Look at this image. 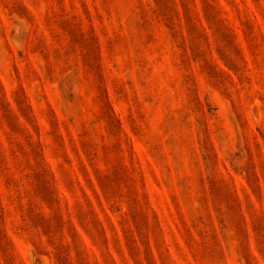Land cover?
<instances>
[{"label":"rangeland","instance_id":"374dc122","mask_svg":"<svg viewBox=\"0 0 264 264\" xmlns=\"http://www.w3.org/2000/svg\"><path fill=\"white\" fill-rule=\"evenodd\" d=\"M0 264H264V0H0Z\"/></svg>","mask_w":264,"mask_h":264}]
</instances>
